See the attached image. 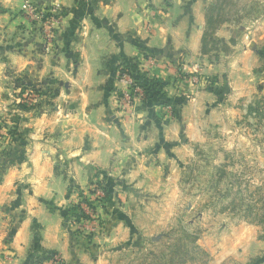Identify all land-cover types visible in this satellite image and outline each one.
<instances>
[{"label":"crops","instance_id":"crops-1","mask_svg":"<svg viewBox=\"0 0 264 264\" xmlns=\"http://www.w3.org/2000/svg\"><path fill=\"white\" fill-rule=\"evenodd\" d=\"M24 1L0 0V109L6 97L3 86L11 80L6 67L56 93L51 108L24 114L20 130L27 141L0 182V264H27L35 250L57 253L66 264H93L82 252L78 257L62 227V210L75 198L68 187L85 191L94 179L134 182L142 168L148 175L161 157L153 141L156 108L136 100L131 117L115 110L107 91L119 84L114 69L132 63L139 76L159 79L164 87L174 83L180 92L191 90V82H174L175 59L202 57L204 12L212 0H28L41 9L58 5L63 10L56 42L43 54L32 48L33 34L25 30ZM235 27L223 24L215 32L231 50L223 56L233 69L245 70L248 63L253 73L264 48V11L244 30ZM35 60L40 61L37 66ZM182 69L192 71L187 64ZM236 241L242 244L220 245L204 264L264 252L256 230L248 229V236Z\"/></svg>","mask_w":264,"mask_h":264},{"label":"rangeland","instance_id":"rangeland-1","mask_svg":"<svg viewBox=\"0 0 264 264\" xmlns=\"http://www.w3.org/2000/svg\"><path fill=\"white\" fill-rule=\"evenodd\" d=\"M234 2L237 5L228 13L229 22L224 24L236 26L237 31L244 30L263 14L264 0ZM20 12L29 22L25 30L33 34L32 48L42 54L52 49L55 33L64 18H61L63 10L58 19L48 24ZM214 36L224 44V50L219 44L218 49L202 54V57L193 55L181 60L177 56L179 58L175 59L174 82H191V90L180 92L179 85L170 82L164 87L162 81L152 78L157 83L152 90L157 89L158 94L149 96L143 90V96L138 100L153 105L156 108L154 116L159 119L158 125L153 127L159 136L157 133L153 141L158 148L155 152L161 157L150 167V173L147 175L142 168L137 174L138 179L130 183L94 179L85 191L77 190L74 185L68 187L75 198L67 206L78 203L80 208L82 204L87 207L82 203L85 199L94 207L92 212L98 219L93 230L88 231L84 226L80 229L74 225L75 218L64 212L67 206L62 210V227L76 245L78 257L84 253L93 264H138L142 258H145L144 264H151L153 254L166 251V245L173 243V237L179 235L180 227L193 234L196 243L208 255L216 253L222 244L227 247L231 243L241 245L236 239L247 237L248 229L256 230L258 238L259 226L249 223L239 213L221 211L220 207L229 199L219 201L217 190L209 189L208 184L211 179H216L217 168L226 172L218 184L219 191H235L237 186L232 182L236 176L242 181V189L247 182L249 190L264 184V46H261L257 66L251 73L248 63L245 70L229 66L223 55L231 50L216 34ZM39 62L35 60V65ZM182 64L192 67V71L183 72ZM121 68L119 65L114 69L119 84L108 87L107 91L112 95L115 110L131 117L132 107L123 108L118 103L126 89L121 74L133 79L134 72L131 74L129 69L122 72ZM10 72L11 69L6 67L5 75L11 80L3 86L6 97L0 109V182L7 168L17 161L21 147L27 141L25 131L20 130L24 125V114L51 108L56 93L52 87L35 84L27 73L13 75ZM169 87H176V91ZM97 183L102 185L98 186L101 195L96 194ZM20 200H24L23 195ZM3 210L7 211L6 208ZM166 232H171L170 239ZM4 245V256L1 255L8 260L11 254L7 253V244ZM72 253L71 259H74V250ZM241 257L247 256L241 254ZM241 257H228L222 264L264 262L262 251L246 259ZM64 259L54 252L35 250L26 262L66 264ZM68 264H75V261Z\"/></svg>","mask_w":264,"mask_h":264},{"label":"trees","instance_id":"trees-1","mask_svg":"<svg viewBox=\"0 0 264 264\" xmlns=\"http://www.w3.org/2000/svg\"><path fill=\"white\" fill-rule=\"evenodd\" d=\"M237 5L234 0H212L211 3L205 8L204 12V30L200 39V52L201 54H207L214 49L219 48V40L215 38L214 34L216 30L226 22H229L228 13H231L232 9ZM221 49L224 50V44H220ZM121 71L131 70L134 72L133 79L139 87H141L145 94L154 95L158 94V90L152 88L157 86L154 79H149L136 75L135 66L132 63H121ZM151 93V94H149ZM226 174L225 169L217 168L216 179H211L208 187L209 189L217 190V199L222 201L228 198L229 200L225 205H222L221 211H230L239 213L249 223H253L259 226L258 238L264 240V184L249 190V183L245 184L244 189L240 188L242 181L236 176L234 185L237 189L233 192L230 189H226L224 192L219 191L218 184L221 178ZM97 186H102L100 183ZM231 187V186H230ZM82 203H86L88 207L94 210V207L89 201L83 200ZM67 215H70L76 219L84 216L78 203L70 204L64 209ZM69 217V216H68ZM179 235L173 237V243L166 245V251L161 250L159 255H154L150 261L151 264H186V263H202L204 264L209 255L204 249H202L197 243V238L189 233L187 230L180 227ZM166 235L170 237L171 232H166ZM189 243V244H188ZM193 243V245H192ZM145 258L138 264H144Z\"/></svg>","mask_w":264,"mask_h":264},{"label":"built area","instance_id":"built-area-1","mask_svg":"<svg viewBox=\"0 0 264 264\" xmlns=\"http://www.w3.org/2000/svg\"><path fill=\"white\" fill-rule=\"evenodd\" d=\"M21 10L29 17L38 19L44 24H48L58 19L61 8L55 5L51 10L37 9V7L31 5V3L26 0L21 6ZM121 81L126 85V89L121 93V102H119L120 107L132 106L136 100H139L143 96V89L136 84L134 79L130 78L125 73L121 74ZM96 194L101 195L100 188L96 186ZM87 206V205H86ZM88 207V206H87ZM83 204L81 208L83 209L84 216L82 218L76 219L74 225L80 227H86V229L93 230V227L97 225L98 219L97 215L92 212V209L87 208ZM81 229V228H80Z\"/></svg>","mask_w":264,"mask_h":264}]
</instances>
